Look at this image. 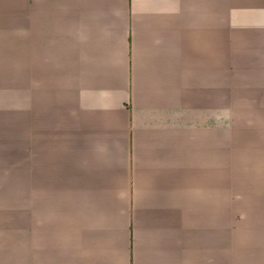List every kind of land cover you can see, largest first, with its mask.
<instances>
[{"label": "crops", "instance_id": "obj_1", "mask_svg": "<svg viewBox=\"0 0 264 264\" xmlns=\"http://www.w3.org/2000/svg\"><path fill=\"white\" fill-rule=\"evenodd\" d=\"M4 99L0 264H264V0H0Z\"/></svg>", "mask_w": 264, "mask_h": 264}, {"label": "rangeland", "instance_id": "obj_2", "mask_svg": "<svg viewBox=\"0 0 264 264\" xmlns=\"http://www.w3.org/2000/svg\"><path fill=\"white\" fill-rule=\"evenodd\" d=\"M222 56H223L222 52H216V58H218L217 60H220ZM3 62H5L6 65H9L11 64V59H9V56H6L3 59ZM28 71H25L23 76H24V79L27 80V83H28L27 85L29 87L30 77H29ZM0 102H1L0 108L3 109V111H5L4 114L6 115L5 117H6V121L8 124V128L13 129L17 132V134H20L19 138L21 139V144H22V146L20 147L22 149L21 151L23 152V156H28L26 157L28 159L23 160V162L26 163V165L25 164L23 165V171H25L26 173H29V154L31 152L30 137L28 133L29 124H30L29 106H25V105L16 106V107L6 106L9 104L8 103L9 101L7 99L1 100ZM223 111L224 109H222L221 107H218L216 109V126H222V125L224 126V125H229V124L233 125L235 123L234 121L235 116L233 117L231 116L229 119H226V121H224ZM250 112L253 113L256 111L251 110ZM16 114H17V121H14V117ZM20 122H21V125H20ZM260 123L264 124V118L263 120L262 119L260 120ZM248 124H256V123L250 120ZM25 130H27V132ZM28 177H29V174L24 175V183L29 181ZM24 220H25L24 224L28 223L26 221V218ZM260 221L264 223V219L260 218ZM14 229L9 231L11 234L9 236L7 234L5 241L9 244V243L14 242L17 239L18 242H21L22 246L20 247V252L17 251L16 253H14L13 251L11 255H29V230H30L29 226H24L22 229H20V231H22L20 233L17 229L16 237L13 234ZM6 247H7L6 252H9L11 245H7Z\"/></svg>", "mask_w": 264, "mask_h": 264}, {"label": "bare ground", "instance_id": "obj_3", "mask_svg": "<svg viewBox=\"0 0 264 264\" xmlns=\"http://www.w3.org/2000/svg\"><path fill=\"white\" fill-rule=\"evenodd\" d=\"M7 183V182H6ZM5 186V185H4ZM233 197V196H232Z\"/></svg>", "mask_w": 264, "mask_h": 264}]
</instances>
